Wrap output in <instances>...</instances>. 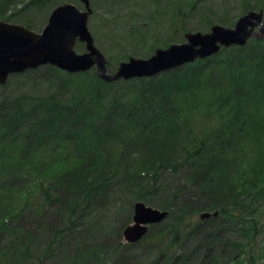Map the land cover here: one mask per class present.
Wrapping results in <instances>:
<instances>
[{
	"label": "trees",
	"instance_id": "obj_1",
	"mask_svg": "<svg viewBox=\"0 0 264 264\" xmlns=\"http://www.w3.org/2000/svg\"><path fill=\"white\" fill-rule=\"evenodd\" d=\"M247 8L253 7L244 9ZM42 69L55 74L60 71L45 65L23 73ZM167 72L161 73L158 81L146 83L142 93L127 98L115 91L111 97H104L102 92L112 84L101 81L94 72H63V80H71L73 75L82 81L89 79V87H84L86 93L72 94L67 99L19 96L2 104L0 180L4 175L15 174V179L20 177L18 172L22 177L23 173H32L55 187L62 185L68 192H83L85 196L97 191L108 195L125 184L135 188L136 199L144 193L143 199L149 193L146 189L159 190L161 170L170 166L175 171L179 167L171 158L177 146L184 154L188 174L166 203L155 205L168 215L163 225L159 224V232L155 233L157 225H152L151 233L143 238L161 239L151 264H190L189 248L180 240V236L185 237V222L191 211L188 205L193 206L194 213L219 212L212 218L216 223L195 227L202 231L196 247L203 252L197 264H240L244 255L252 263L249 250L245 252L242 247L255 241L260 231L256 214L260 217L263 213L255 204L264 197V41L251 39L243 47L222 48L209 58ZM171 93V103L178 112L168 106ZM146 107L151 111L146 112ZM142 112L147 114V122L138 131L141 134L136 135L156 142L160 152L156 153L161 158L158 165L144 169L145 161L141 162L134 171L136 178L127 166L140 156L132 158L129 150L101 161L92 158L102 144L113 138H134L127 129L139 121ZM198 129L200 138L194 136ZM187 184L194 189L188 192ZM44 188L41 189L49 201L51 196ZM182 192L189 195L187 203L179 196ZM176 202L181 205L176 206ZM9 210L0 206V215ZM221 228L238 235L229 240L220 235ZM227 244L233 248L226 254ZM258 245L260 250L264 248V243ZM224 255L229 259L220 262Z\"/></svg>",
	"mask_w": 264,
	"mask_h": 264
},
{
	"label": "rangeland",
	"instance_id": "obj_2",
	"mask_svg": "<svg viewBox=\"0 0 264 264\" xmlns=\"http://www.w3.org/2000/svg\"><path fill=\"white\" fill-rule=\"evenodd\" d=\"M63 3L83 9L80 0H0V22L29 25L34 32L40 33L54 6ZM89 3L92 12L87 27L95 47L106 59L108 73H114L118 64L130 57L145 59L157 48L185 42L184 35L187 32L206 33L216 24L233 27L240 16L251 10H262L264 19V0H89ZM74 50L77 53L84 52V44L77 42ZM89 71L94 72V69ZM160 74L150 77L153 78L150 81L132 78L109 83L112 86H107L102 95L111 97L115 91L127 98L136 92L142 93L146 83L158 81ZM63 77H66L63 71L55 74L50 69L11 75L4 85H0V107L15 101L19 96L52 95L67 99L72 94L86 93L84 87H89V79L82 81L81 77L73 75L71 80H63ZM172 99L173 93L167 98L168 106L172 112H178L171 103ZM150 109L146 107L145 111L149 112ZM140 117L137 123L127 129L134 138H113L102 144L92 158L101 161V158L105 160V157L110 158L123 150H129L132 158L140 156L133 158L127 166L136 178L134 171L141 162L145 161L144 169H150L151 164L158 165L161 158L156 153H160L156 150V142H148L143 135H136L141 134L138 131L147 122V114L143 115L142 112ZM200 135L198 129L194 136L200 138ZM144 142L147 148H153L154 151L146 149ZM174 143L181 144L178 141ZM171 152L174 154L171 157L173 163L180 164L179 167L175 171L170 166L165 171L161 170L157 180L159 190L151 192L146 189L149 193L143 199L144 193L136 199L135 188L125 184H120L118 189L108 195L106 191H97L85 196L83 192H68L62 185L55 187L51 181L32 173H23L22 177V172H18L20 177L15 179V174L11 177L4 175L0 180V206L10 210L0 215V264H151L161 244L160 237L156 241L143 239L151 233L149 229L140 241L127 246L121 234L123 228L132 222L134 203L142 200L146 205L161 210L160 206L155 205L166 203L175 189L181 187L182 181L184 184L183 179L188 174L183 161L184 154L177 146ZM166 156L162 158L163 162ZM190 186L187 184L188 192L194 189ZM44 187L51 196L49 201L41 189ZM15 192L14 200L12 194ZM179 196L183 197V203L188 202V193L182 192ZM263 198L255 204L263 212L260 217L256 214L260 231L255 241L242 247L245 252L249 250L248 256L254 260L248 263L247 255H244L240 264H260L264 261V248L260 250L258 245L264 243ZM180 202L174 204L179 206ZM188 206L191 211L185 222V237L180 236V240L182 245L189 248V263L197 264L203 252L202 248L196 247L201 242L202 231H197L195 227L217 221L213 217L201 220V212L194 213L193 206ZM159 224L163 225V221ZM159 224L153 229L155 233L161 230ZM220 235L231 240L238 234L221 228ZM239 242L242 244L245 241ZM232 248L227 244L226 254ZM228 259L229 256L224 255L220 257V262Z\"/></svg>",
	"mask_w": 264,
	"mask_h": 264
},
{
	"label": "water",
	"instance_id": "obj_3",
	"mask_svg": "<svg viewBox=\"0 0 264 264\" xmlns=\"http://www.w3.org/2000/svg\"><path fill=\"white\" fill-rule=\"evenodd\" d=\"M80 1L84 5L83 10L71 3L54 7L41 33L21 25L0 22V84H4L11 74L43 65H51L67 73L84 72L94 67L97 77L105 82L153 77L213 56L222 47L244 46L249 39L264 40L262 10H251L240 16L233 27L213 25L206 33L188 32L185 42L158 48L146 59L131 57L120 62L114 73H108L105 57L95 47L87 28L91 13L89 0ZM76 41L84 44L85 52L74 51ZM166 216V211L137 201L133 205L132 223L122 231L124 242L132 244L139 241L149 225L161 222ZM209 216L205 212L199 217Z\"/></svg>",
	"mask_w": 264,
	"mask_h": 264
}]
</instances>
